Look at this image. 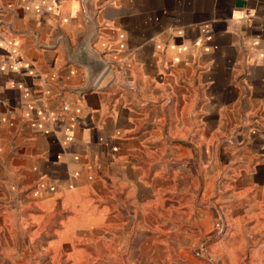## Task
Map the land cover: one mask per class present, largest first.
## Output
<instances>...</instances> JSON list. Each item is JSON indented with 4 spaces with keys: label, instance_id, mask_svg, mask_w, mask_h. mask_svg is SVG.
I'll list each match as a JSON object with an SVG mask.
<instances>
[{
    "label": "crops",
    "instance_id": "obj_1",
    "mask_svg": "<svg viewBox=\"0 0 264 264\" xmlns=\"http://www.w3.org/2000/svg\"><path fill=\"white\" fill-rule=\"evenodd\" d=\"M243 244L264 251V0H0V264Z\"/></svg>",
    "mask_w": 264,
    "mask_h": 264
},
{
    "label": "rangeland",
    "instance_id": "obj_2",
    "mask_svg": "<svg viewBox=\"0 0 264 264\" xmlns=\"http://www.w3.org/2000/svg\"><path fill=\"white\" fill-rule=\"evenodd\" d=\"M240 248L242 252H244L245 255L244 254L240 255L242 259L239 261H236L232 258L233 256L236 255V253L233 255L229 253L227 261H224V262L209 261V262H206V264H264V251L254 252L252 249H255V248L253 245H250V244H247V245L243 244L240 246ZM186 260L194 264H198L195 261H191L190 259H186Z\"/></svg>",
    "mask_w": 264,
    "mask_h": 264
}]
</instances>
